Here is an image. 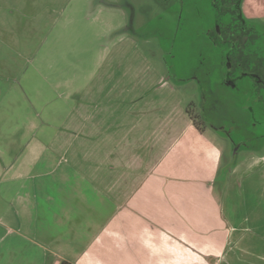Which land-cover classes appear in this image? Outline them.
Masks as SVG:
<instances>
[{
  "label": "crops",
  "instance_id": "1",
  "mask_svg": "<svg viewBox=\"0 0 264 264\" xmlns=\"http://www.w3.org/2000/svg\"><path fill=\"white\" fill-rule=\"evenodd\" d=\"M135 56L103 55L73 118H32L0 150V264H264L216 195L219 141Z\"/></svg>",
  "mask_w": 264,
  "mask_h": 264
},
{
  "label": "rangeland",
  "instance_id": "2",
  "mask_svg": "<svg viewBox=\"0 0 264 264\" xmlns=\"http://www.w3.org/2000/svg\"><path fill=\"white\" fill-rule=\"evenodd\" d=\"M227 1L0 0V150L10 148L32 118H73L76 104L85 101L72 98L74 87L90 92L99 59L124 47L136 53L134 59L139 58L144 70H163L179 85L193 118L219 141L223 162L216 195L227 213H237L231 215L237 226L251 227L240 234L241 248L264 250V157H237L217 130L228 129L240 142L251 119L239 108L236 92L221 85L213 97L208 87L207 34L218 20L230 21ZM247 5L254 8L253 0ZM262 17L258 21L264 31ZM91 100L88 96L86 108L92 113ZM249 144L259 148L256 141ZM230 166L236 171L228 175ZM237 255L239 262L250 259Z\"/></svg>",
  "mask_w": 264,
  "mask_h": 264
},
{
  "label": "flooded vegetation",
  "instance_id": "3",
  "mask_svg": "<svg viewBox=\"0 0 264 264\" xmlns=\"http://www.w3.org/2000/svg\"><path fill=\"white\" fill-rule=\"evenodd\" d=\"M236 2V0H228L225 5V12L230 15V21L221 23L218 20L207 34L208 87L213 97L217 96L216 87L221 85L236 92L238 103L242 104L239 108L251 119L250 127L245 132L248 137L243 134L244 139L240 142L227 132L228 129L225 133L221 127L217 128L223 137L229 140L232 153L237 157L241 153L244 156L257 154L258 159H262L264 157L261 154L264 150V31H261L258 18L263 17L256 14L249 5L246 6L245 0L240 6ZM215 76L218 77L216 81ZM216 100L213 99L217 104ZM251 141H256L259 148H252L249 144Z\"/></svg>",
  "mask_w": 264,
  "mask_h": 264
},
{
  "label": "trees",
  "instance_id": "4",
  "mask_svg": "<svg viewBox=\"0 0 264 264\" xmlns=\"http://www.w3.org/2000/svg\"><path fill=\"white\" fill-rule=\"evenodd\" d=\"M236 1H237V2H236L237 5H239V6H240V5L242 4V2H243V0H236ZM64 264H68V263H64Z\"/></svg>",
  "mask_w": 264,
  "mask_h": 264
}]
</instances>
